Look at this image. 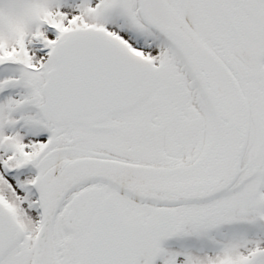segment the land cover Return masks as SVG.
Here are the masks:
<instances>
[{"label": "snow or ice", "instance_id": "1", "mask_svg": "<svg viewBox=\"0 0 264 264\" xmlns=\"http://www.w3.org/2000/svg\"><path fill=\"white\" fill-rule=\"evenodd\" d=\"M0 264H264V0H0Z\"/></svg>", "mask_w": 264, "mask_h": 264}]
</instances>
